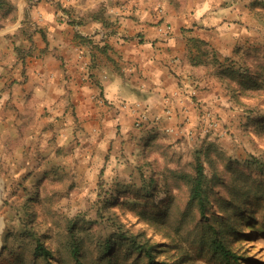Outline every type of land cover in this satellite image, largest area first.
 I'll return each instance as SVG.
<instances>
[{
  "label": "rangeland",
  "instance_id": "1",
  "mask_svg": "<svg viewBox=\"0 0 264 264\" xmlns=\"http://www.w3.org/2000/svg\"><path fill=\"white\" fill-rule=\"evenodd\" d=\"M193 2L223 13L224 34L215 41L235 47L231 63L246 70L254 88L237 100L228 94L225 112L205 107L209 120L202 109L188 137L164 128L115 143L122 127L88 130L71 106L49 104L54 95L38 93L29 59L35 31L27 19L9 31L18 22L17 1L3 0L0 264H75L74 244L84 264H103L107 243L110 264H143L122 234L149 241L154 264H225L211 251L213 229L240 264H264V0ZM211 120L216 127H208ZM200 153L211 180L202 215L186 181ZM38 242L51 259L34 255Z\"/></svg>",
  "mask_w": 264,
  "mask_h": 264
},
{
  "label": "crops",
  "instance_id": "2",
  "mask_svg": "<svg viewBox=\"0 0 264 264\" xmlns=\"http://www.w3.org/2000/svg\"><path fill=\"white\" fill-rule=\"evenodd\" d=\"M15 1L18 22L9 31L25 19L35 31L29 59L38 93L54 95L49 104L71 106L88 130L122 127L115 143L167 127L188 137L195 134L202 109L225 112L231 104L225 72L235 47L215 41L224 34V17L209 3ZM167 24L172 30L165 36L158 29ZM166 98L172 99L170 119ZM124 103L139 104L162 122L151 124L148 132L138 130Z\"/></svg>",
  "mask_w": 264,
  "mask_h": 264
},
{
  "label": "trees",
  "instance_id": "3",
  "mask_svg": "<svg viewBox=\"0 0 264 264\" xmlns=\"http://www.w3.org/2000/svg\"><path fill=\"white\" fill-rule=\"evenodd\" d=\"M3 0H0V7H2ZM229 60V59H228ZM231 59L229 60L228 65L230 66V69L225 72L226 74V88L227 93L231 96H234V98L237 100V98L244 97L245 91L247 89L254 88L255 82L254 79L250 76L247 80H244L246 77L245 74L247 73L245 69L241 65H236V63H231ZM201 155L203 153H200V155H197L196 157V163L194 165L193 175L192 177L187 176L186 181L190 184V193H189V200L191 204H196L199 213L202 215L206 210V203L209 202V190L211 189V184L209 183L208 176L205 172V167L203 165V162L201 160ZM245 197L249 196V193L245 191L243 193ZM13 201V200H12ZM12 201L7 203V206L15 207L16 201L14 202V205L12 204ZM237 209H242L237 206ZM11 225L9 226V228ZM8 228V229H9ZM73 232V230H72ZM34 234V233H32ZM221 236V235H220ZM219 236V231H216V229H213V239L210 242V247L213 255L218 258L220 261L222 260L225 264H240L239 257L237 254L232 251L231 248H229L224 240H222ZM32 237V236H31ZM122 239L131 241L130 245L132 247L131 254H138L140 255V258L138 262H142V260H145L143 264H154V255H153V249L151 246H149V241H146L145 244L138 243L137 241L131 239L130 236L127 234H122ZM112 248L110 245H106V248L101 251V257L100 261H105L107 263L103 264H110L109 259H105L107 254L111 252ZM34 255L37 257H42L45 260L51 259L53 257L52 251L49 248H46L44 244L39 243L34 248ZM70 255L75 262V264H84L82 262L80 250L76 244L71 246ZM113 258V257H112Z\"/></svg>",
  "mask_w": 264,
  "mask_h": 264
},
{
  "label": "built area",
  "instance_id": "4",
  "mask_svg": "<svg viewBox=\"0 0 264 264\" xmlns=\"http://www.w3.org/2000/svg\"><path fill=\"white\" fill-rule=\"evenodd\" d=\"M159 32L164 34L165 36H168L172 30V27L171 25L167 24V25H164V26H161L159 29ZM195 93H193V97ZM178 94L175 93L173 96H172V99L173 97H177ZM172 99H167L166 98V109H165V117L167 119H170L172 116H173V111L171 110V104H172ZM122 108H125V109H129L131 111V113L135 116V120H134V125L137 129H141L147 125H151V124H157V123H160L162 122V118L161 117H155L153 120L151 119L149 113L147 110L145 109H141L140 105L139 104H127V103H124L121 105ZM205 110V113L203 116V119L204 120H209V118L212 117V111H210L209 109H204ZM217 126V123L215 121H212L208 124V127H216ZM165 131L168 132V133H174L176 132L177 133V129L175 128H172V127H167L165 128Z\"/></svg>",
  "mask_w": 264,
  "mask_h": 264
},
{
  "label": "bare ground",
  "instance_id": "5",
  "mask_svg": "<svg viewBox=\"0 0 264 264\" xmlns=\"http://www.w3.org/2000/svg\"><path fill=\"white\" fill-rule=\"evenodd\" d=\"M3 212L1 211V214H2Z\"/></svg>",
  "mask_w": 264,
  "mask_h": 264
}]
</instances>
